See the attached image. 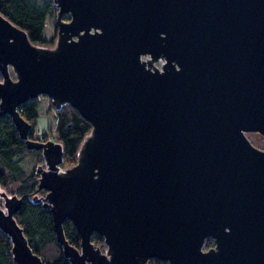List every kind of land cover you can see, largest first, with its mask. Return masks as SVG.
Listing matches in <instances>:
<instances>
[{"label":"water","instance_id":"1","mask_svg":"<svg viewBox=\"0 0 264 264\" xmlns=\"http://www.w3.org/2000/svg\"><path fill=\"white\" fill-rule=\"evenodd\" d=\"M52 3L51 46L0 13V116L42 156L29 198L69 264H264V149L244 134L264 136V0ZM38 94L90 122L72 165L29 135L17 107ZM0 197L11 263L43 264L14 218L22 195Z\"/></svg>","mask_w":264,"mask_h":264},{"label":"trees","instance_id":"2","mask_svg":"<svg viewBox=\"0 0 264 264\" xmlns=\"http://www.w3.org/2000/svg\"><path fill=\"white\" fill-rule=\"evenodd\" d=\"M52 0H0V13L12 23L25 30L27 37L33 44L51 45L53 39L45 38V22L55 28L56 6L51 5ZM56 29V28H55ZM13 78V71L9 68ZM49 101V100H48ZM51 104V101H49ZM19 113L31 123L36 121L37 102L34 98H28L20 102L17 107ZM55 115L54 138L62 144V161L60 165L69 166L76 160L77 149L85 134L89 132L90 122L84 119L68 103H61L59 107H53ZM29 135L39 139L37 136ZM46 139V133H42ZM39 139V140H40ZM42 156L39 150L26 148L22 139L17 135L14 124L7 114L0 116V187L10 190L18 196L22 195V202L14 213V218L20 225L28 241L31 251L35 252L43 261V264H69V260L63 255L60 244L54 239L52 221L47 208L40 206V201H34L29 195H40L42 189L36 187L37 173L36 163H41ZM36 176V177H34ZM35 189V190H34ZM31 192V193H29ZM27 193V194H22ZM0 197V203H1ZM61 227L64 238L75 247L79 245L77 230L73 227L69 218L64 217ZM90 238L94 245L103 249V238L91 233ZM210 237L203 240V248L212 245ZM10 242L7 235L0 231V264L11 263ZM145 264H168L165 260L156 257L148 258Z\"/></svg>","mask_w":264,"mask_h":264},{"label":"rangeland","instance_id":"3","mask_svg":"<svg viewBox=\"0 0 264 264\" xmlns=\"http://www.w3.org/2000/svg\"><path fill=\"white\" fill-rule=\"evenodd\" d=\"M38 2H41L42 0H36ZM55 6V5H54ZM63 17L64 20H66V18L68 17V15L62 14L61 15ZM45 30H44V35L45 38H49V39H53V42L51 45H53L55 43L56 40V27L54 28L52 26V24L50 23V20H46L45 22ZM48 45V46H51ZM43 46V45H42ZM159 61H155L156 64H158ZM35 102H37V118L36 121L34 122L33 125H31L30 127V134H32L33 136H37L40 138H42V133H46L47 137L46 138H54V128H55V115L53 112V104H49V98H46L44 96H40L38 98H34ZM49 100V101H48ZM244 134L249 138V140L251 141L252 144L257 145L258 147L264 149V136H262L261 134H259L256 131H245ZM61 168L65 167L63 165H60ZM0 189L4 190L8 195H10V190H5L3 188L0 187ZM105 247H103L102 250H104Z\"/></svg>","mask_w":264,"mask_h":264},{"label":"built area","instance_id":"4","mask_svg":"<svg viewBox=\"0 0 264 264\" xmlns=\"http://www.w3.org/2000/svg\"><path fill=\"white\" fill-rule=\"evenodd\" d=\"M40 96H44V97H46L45 95H43V94H38L36 97H34V98H38V97H40ZM47 98V97H46Z\"/></svg>","mask_w":264,"mask_h":264},{"label":"flooded vegetation","instance_id":"5","mask_svg":"<svg viewBox=\"0 0 264 264\" xmlns=\"http://www.w3.org/2000/svg\"><path fill=\"white\" fill-rule=\"evenodd\" d=\"M54 140H55V139H54ZM44 191H45V190L42 188V193H43ZM42 193H41V194H42ZM104 247H105V246H104ZM101 250H102V249H101Z\"/></svg>","mask_w":264,"mask_h":264}]
</instances>
